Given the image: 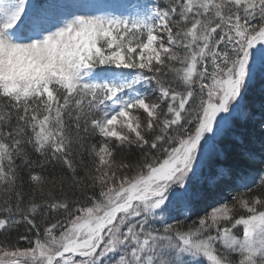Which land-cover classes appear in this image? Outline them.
Instances as JSON below:
<instances>
[{
    "label": "snow or ice",
    "instance_id": "obj_1",
    "mask_svg": "<svg viewBox=\"0 0 264 264\" xmlns=\"http://www.w3.org/2000/svg\"><path fill=\"white\" fill-rule=\"evenodd\" d=\"M257 81L264 0H0V264H264Z\"/></svg>",
    "mask_w": 264,
    "mask_h": 264
},
{
    "label": "trees",
    "instance_id": "obj_2",
    "mask_svg": "<svg viewBox=\"0 0 264 264\" xmlns=\"http://www.w3.org/2000/svg\"><path fill=\"white\" fill-rule=\"evenodd\" d=\"M260 85L261 83L257 81L254 85H251L249 87L248 91L245 94V101L248 103L250 107L253 108V111L256 112L257 114L259 112V109L256 107V105L261 103L262 99H264L260 95V87H261ZM249 131L254 132L257 140H259L261 133H260L258 125L256 126L250 125ZM252 150L259 153L260 151L259 144L257 143L256 145L252 146ZM31 158L32 160H35V161H39L41 159V157H39L35 153L32 154ZM220 163H223L225 166H230L234 164V161L230 158L228 160L221 161ZM17 164L18 165L20 164L19 160H17ZM235 167L237 171H243L245 173H248L250 169L254 170L258 166L251 165L249 164L248 161L241 158L238 164H235ZM206 169L210 170L211 173L214 171V169H209V168H206ZM52 171H53L52 167L49 166L45 174L48 175ZM55 172L57 175L60 173L59 165L56 166ZM199 185L200 186L196 185L195 182L193 183L192 185L193 192L201 193L204 199L210 198L211 200L221 197L224 191H227V194H226L227 196H223V197L228 200H230L231 196L236 194L238 191H243V187H241L239 185V182L235 180V175L233 176L232 180L222 181L220 184H218V186H216L214 189L210 190L209 192H208V189L210 187L208 186L206 182L203 184L200 183ZM25 188L27 190V186H25ZM203 189H204V192H203ZM21 234H26V227L23 224L11 229L10 231L0 230V243H6L8 246L27 247L28 246L27 241H19L18 239Z\"/></svg>",
    "mask_w": 264,
    "mask_h": 264
},
{
    "label": "rangeland",
    "instance_id": "obj_3",
    "mask_svg": "<svg viewBox=\"0 0 264 264\" xmlns=\"http://www.w3.org/2000/svg\"><path fill=\"white\" fill-rule=\"evenodd\" d=\"M99 2L100 3H103V4H108V5H130V4H134V3H136L137 2V0H99ZM259 82V81H258ZM261 86V85H260ZM211 173V171L210 170H208V169H204L203 170V173H202V175L203 176H207V175H209ZM196 183V185H198V186H200L199 184V182L198 181H193L192 182V185H193V183ZM218 186V185H217ZM212 189H214V188H209L208 189V192L210 191V190H212ZM203 192H204V189H203ZM227 194V191H224L223 193H222V197L223 196H227L226 195ZM231 199V198H230ZM213 200H211L210 198H207V199H204V197H203V199L202 200H200V201H198V203H197V205L198 206H203L205 203H211Z\"/></svg>",
    "mask_w": 264,
    "mask_h": 264
}]
</instances>
